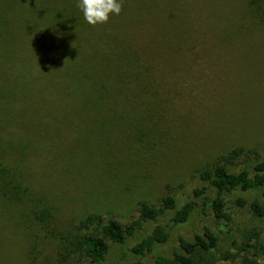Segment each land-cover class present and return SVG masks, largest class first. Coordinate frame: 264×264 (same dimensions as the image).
I'll return each instance as SVG.
<instances>
[{
    "label": "rangeland",
    "instance_id": "374dc122",
    "mask_svg": "<svg viewBox=\"0 0 264 264\" xmlns=\"http://www.w3.org/2000/svg\"><path fill=\"white\" fill-rule=\"evenodd\" d=\"M117 2L93 27L78 0H0V264L129 263L145 231L101 263L78 241L142 203L183 205L217 164L264 160V0ZM260 196L227 197L232 230L194 264H264V216L235 204ZM202 223L175 227L142 264Z\"/></svg>",
    "mask_w": 264,
    "mask_h": 264
},
{
    "label": "trees",
    "instance_id": "16d2710c",
    "mask_svg": "<svg viewBox=\"0 0 264 264\" xmlns=\"http://www.w3.org/2000/svg\"><path fill=\"white\" fill-rule=\"evenodd\" d=\"M239 150H234L229 156L237 157ZM200 184L194 187L189 200L181 206L177 205L171 195L161 200V206L154 208L144 203L140 204L137 217L129 224L122 225L116 220H108L101 227L100 235H88L78 241V246L93 263H101L106 259L110 246L134 238L138 232L145 231L144 237L138 240L130 249L132 260L125 264H142L144 259L157 246L166 243L171 231L186 224L193 217L202 219L200 233H195L192 239L178 237V246L172 256L157 255L152 264H194L198 253H211L218 245V234L227 233L232 229L231 218L226 211V199L233 193L260 190V198L247 202L238 197L235 204L238 207L248 206L257 217L264 216V160L257 161L249 169L238 173L229 172L224 165L217 164L212 169L204 170L199 175ZM172 213L168 222H159ZM211 217L212 222H207ZM154 224L147 232L146 225ZM241 264H260L257 261L239 258Z\"/></svg>",
    "mask_w": 264,
    "mask_h": 264
},
{
    "label": "clouds",
    "instance_id": "9594fccd",
    "mask_svg": "<svg viewBox=\"0 0 264 264\" xmlns=\"http://www.w3.org/2000/svg\"><path fill=\"white\" fill-rule=\"evenodd\" d=\"M77 8L82 11L84 20L91 26L106 24L110 15L118 16L122 4L117 0H78Z\"/></svg>",
    "mask_w": 264,
    "mask_h": 264
}]
</instances>
